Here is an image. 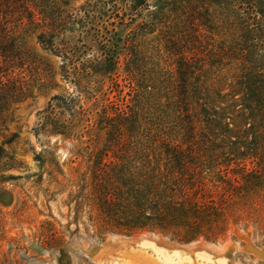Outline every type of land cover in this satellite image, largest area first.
Segmentation results:
<instances>
[{
  "label": "rangeland",
  "instance_id": "374dc122",
  "mask_svg": "<svg viewBox=\"0 0 264 264\" xmlns=\"http://www.w3.org/2000/svg\"><path fill=\"white\" fill-rule=\"evenodd\" d=\"M32 2L31 18L19 2L0 18L26 91L0 111V264H103L92 252L110 235L226 238L228 260L264 264V122L241 84L264 76V0ZM249 28L262 45L247 61L236 52ZM181 57L195 66L188 110ZM173 176L222 203L223 221L139 227L137 191L152 190L142 209L182 199ZM197 250L177 254L198 264Z\"/></svg>",
  "mask_w": 264,
  "mask_h": 264
},
{
  "label": "trees",
  "instance_id": "16d2710c",
  "mask_svg": "<svg viewBox=\"0 0 264 264\" xmlns=\"http://www.w3.org/2000/svg\"><path fill=\"white\" fill-rule=\"evenodd\" d=\"M17 2L21 4L24 10L28 11V17L31 18L33 12L29 9V4L35 7V4L32 2V0H0V18L5 16L4 14H6L7 11L10 12L11 8L15 7V4ZM256 38L259 39V36H257V34L254 32V29L249 28L245 32L243 43L241 44V46H239L236 53L241 54L243 59L247 61L249 59H252L255 56V53L259 51L260 48L258 47L262 45V43L259 41L253 42V39ZM39 42L46 47H49L52 44V42H49L42 36L39 37ZM13 45V38L10 29L0 28V111L8 106L11 102L20 100L26 95L23 84L17 82L10 74V71L12 69L11 67H14V65L16 64L15 59L17 57V52H15ZM230 53H235V51L231 48ZM177 63V85L180 89L179 93L181 94L180 102L182 104V109L188 110L189 102L187 100L188 96L186 95V88L192 83L190 77H192L195 66H193L192 63H189L188 59L183 57H181ZM243 77H245L241 80V84L244 85L245 89L243 98H246L248 100L247 103H244L243 106L251 111V115L255 118V121L256 119H258L264 122V76L260 72L258 74H251V72H247V74ZM191 122L192 120H189L190 128L194 127V124H192ZM263 164H258L261 170L264 169ZM260 169H255L253 171L255 173H260ZM258 173L255 175V177L259 175ZM249 174L251 173H245L246 176ZM173 178L175 179L176 183L173 184V186L171 185L168 187L175 193H180L182 199L173 200L171 198V200L169 199L167 202L165 200L161 202L155 201L152 207L147 204L146 208L142 209L143 205H145L146 203H150L151 198L149 196L152 190H150V188L145 193L137 191V197L134 198L136 199L135 201H138V197H142L144 199L142 202L139 201L140 205L138 206V209H141L142 212L140 213V216L141 218L143 217L145 221L140 222L139 227L145 226V224H147V221L157 220L158 223L165 222L166 224H183L188 226L189 230L191 231L192 229L202 226V224L206 225L212 224L213 221H223L224 206L222 205V203L215 202V200L213 199L207 202L193 200L189 191L190 184L178 178V176H173ZM245 185L248 187V182L247 184L245 183ZM233 186L236 187L235 185H231V187ZM147 187L150 186L147 185ZM237 187L240 188L241 185ZM102 191L105 195V190Z\"/></svg>",
  "mask_w": 264,
  "mask_h": 264
},
{
  "label": "bare ground",
  "instance_id": "6f19581e",
  "mask_svg": "<svg viewBox=\"0 0 264 264\" xmlns=\"http://www.w3.org/2000/svg\"><path fill=\"white\" fill-rule=\"evenodd\" d=\"M225 239L219 241L218 244L211 242L176 244L149 236L121 237L110 235L104 244L93 248L98 253L94 250L92 253L94 258L103 264H197L196 262L191 263L187 257L177 254L180 248L188 251L183 246L188 247L195 244L198 245L199 249L195 253L199 256H205L204 260L202 259V262L198 264H241L227 259L229 255L226 254L228 250H226ZM210 254L213 257L217 256V258L212 260Z\"/></svg>",
  "mask_w": 264,
  "mask_h": 264
},
{
  "label": "water",
  "instance_id": "95a60500",
  "mask_svg": "<svg viewBox=\"0 0 264 264\" xmlns=\"http://www.w3.org/2000/svg\"><path fill=\"white\" fill-rule=\"evenodd\" d=\"M178 246V245H177ZM178 247H181V246H178ZM183 248H187L188 250H195V249H198V245H191V246H183ZM181 250H183V249H179V251H181Z\"/></svg>",
  "mask_w": 264,
  "mask_h": 264
}]
</instances>
